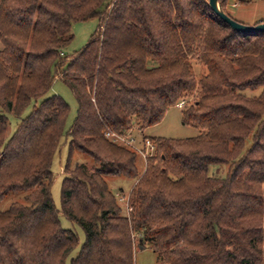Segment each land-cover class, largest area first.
<instances>
[{"label":"trees","instance_id":"16d2710c","mask_svg":"<svg viewBox=\"0 0 264 264\" xmlns=\"http://www.w3.org/2000/svg\"><path fill=\"white\" fill-rule=\"evenodd\" d=\"M94 19L66 56L72 25ZM55 79L77 104L65 133L68 105L44 99ZM180 102L200 134L145 138L155 151L142 171L139 154L105 137L155 126ZM10 115L19 121L6 139ZM63 137L58 210L51 167ZM106 178L136 182L129 213ZM20 193L0 211V264H66L79 239L60 215L84 235L70 264H134L136 233L161 264H264V33L232 30L208 0H0V203Z\"/></svg>","mask_w":264,"mask_h":264},{"label":"rangeland","instance_id":"374dc122","mask_svg":"<svg viewBox=\"0 0 264 264\" xmlns=\"http://www.w3.org/2000/svg\"><path fill=\"white\" fill-rule=\"evenodd\" d=\"M110 0H105L109 3ZM222 0H218V6L221 9ZM224 1V0H223ZM235 5L234 7L232 5ZM223 10L236 22L246 25L255 26L264 22V0H226L222 4ZM222 10V9H221ZM99 24V21L94 19L84 23H76L72 25L73 39L70 45L63 51L66 56H70L75 52L81 50L89 41L92 34L95 32ZM195 75H199L201 67L192 64ZM260 90H248L245 92L247 96H257ZM60 96L69 107V113L64 124V133L67 132L73 123L76 116L77 104L73 98L70 90L63 85L59 80L55 79L51 90L45 95L44 99L52 95ZM41 100H38L35 104L32 103L24 112L21 118L26 117L33 105H38ZM9 126L6 133V139L9 138L15 131L17 122L19 119L13 116H8ZM201 130L195 126L186 125L182 122L181 108L177 106L171 107L167 110L162 121L155 126L147 128L145 130H139L134 127L128 135V140L131 141V145L141 150L143 148V140L145 138H166V139H189L194 138L200 134ZM68 154V139L65 137L61 140V146L59 151L55 154L52 161V174L53 181L51 185L52 201L56 209H60V189L63 180L62 170L67 160ZM72 162L74 164L83 165L86 171L91 172L95 169V164L88 157L79 152H74L72 155ZM137 167L139 171H142L145 167V162L138 156ZM223 169V168H222ZM220 170L221 176H224L226 168ZM106 181L116 195H121L127 198L132 187L136 182H132L123 178H106ZM24 194L9 195L0 203V211H6L12 203H23ZM125 201L121 202L124 205ZM124 207V206H123ZM126 211V210H125ZM60 224L63 229L71 230L74 232L78 239L79 245L74 249L66 259V264H70V261L75 258L79 252L80 245L83 243L84 235L82 230L75 224L70 223L63 216H59ZM140 234L133 235V260L134 264H161L158 256L154 253L151 244L147 241H143L140 245Z\"/></svg>","mask_w":264,"mask_h":264},{"label":"water","instance_id":"95a60500","mask_svg":"<svg viewBox=\"0 0 264 264\" xmlns=\"http://www.w3.org/2000/svg\"><path fill=\"white\" fill-rule=\"evenodd\" d=\"M208 6L210 10L217 16L221 21L227 24L232 30L239 33H264V22L255 26H246L240 24L230 17H228L218 6V0H208Z\"/></svg>","mask_w":264,"mask_h":264},{"label":"built area","instance_id":"2783aa9c","mask_svg":"<svg viewBox=\"0 0 264 264\" xmlns=\"http://www.w3.org/2000/svg\"><path fill=\"white\" fill-rule=\"evenodd\" d=\"M184 106V102H180L177 107L178 108H183ZM105 137L108 138V139H111L113 142H116V143H120L122 144L123 146L125 147H128L130 148L131 150L135 151L137 154H139V156L141 157V159L145 162L149 157H152L153 154H154V151H155V147L154 145L149 141V140H146L144 141L143 143V148L141 150H137L135 149L132 145H131V141L128 140V138H125V137H122V136H119L115 133H106L105 134ZM120 201L122 202L123 199H120ZM125 207H126V211L127 213L130 212V208L128 206V200L125 199Z\"/></svg>","mask_w":264,"mask_h":264},{"label":"crops","instance_id":"0c3cea01","mask_svg":"<svg viewBox=\"0 0 264 264\" xmlns=\"http://www.w3.org/2000/svg\"><path fill=\"white\" fill-rule=\"evenodd\" d=\"M232 6L234 7L235 5L233 4Z\"/></svg>","mask_w":264,"mask_h":264}]
</instances>
